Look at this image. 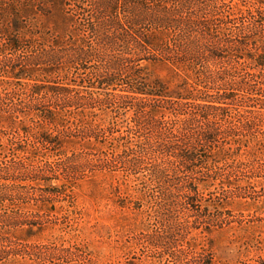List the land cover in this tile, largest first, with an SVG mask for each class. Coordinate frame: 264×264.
<instances>
[{
  "label": "trees",
  "instance_id": "obj_1",
  "mask_svg": "<svg viewBox=\"0 0 264 264\" xmlns=\"http://www.w3.org/2000/svg\"><path fill=\"white\" fill-rule=\"evenodd\" d=\"M263 12L264 0H0V133L11 130V153L0 158V264L48 259L34 249L55 246L26 234L65 192L52 181L78 168L139 180L131 201L157 218L150 242H177L168 255L211 264L194 242L227 223L219 194L234 193L239 169L228 145L246 113H264V98L251 92L264 69ZM145 61L168 64L192 87L172 95L147 80ZM116 117L128 139L108 155L90 138L112 131ZM77 138L87 141L67 154ZM44 151L54 159L39 158ZM85 156L90 166L77 163ZM211 184L216 194L204 192Z\"/></svg>",
  "mask_w": 264,
  "mask_h": 264
},
{
  "label": "rangeland",
  "instance_id": "obj_2",
  "mask_svg": "<svg viewBox=\"0 0 264 264\" xmlns=\"http://www.w3.org/2000/svg\"><path fill=\"white\" fill-rule=\"evenodd\" d=\"M238 6L241 9L247 6L252 8L246 3L245 6ZM262 18L264 21V12ZM258 45L264 51V35ZM142 63L147 71V80L164 83L172 95L185 94L192 87V79L183 84V73H175L168 64L152 61ZM252 78L255 86L251 91L252 96L264 98V69L255 71ZM196 92L193 89L192 96ZM237 109L242 111V108ZM259 112H264V109ZM245 117L249 119L248 125L237 128L228 145L232 164L239 165L238 171L230 176V187L234 193L230 196L228 193L219 194V200L223 199L227 209L224 213L227 223L209 234L199 236L194 242L197 249L208 250L212 256L211 264H264V113H246ZM108 121H111L109 115L103 117L104 126L112 125ZM115 121L110 129L112 131L99 133L97 139L90 138L95 149L108 155L118 150L120 143L128 137L125 120L117 118ZM10 131L0 133L2 145L6 146L9 141ZM133 132L136 133L132 130L131 136H134ZM121 134L124 139L117 137ZM85 141L87 139L77 138L79 144L65 146L67 154L79 150L80 143ZM5 146L0 149V158H6L11 153ZM43 154L38 157L48 160L55 157L49 152L45 154V151ZM90 157L94 155H89L88 159ZM88 159L85 156L83 160L76 161L81 164L88 162ZM78 169L71 177L60 173L59 179L52 181L63 183L65 192L53 202V206L47 204L48 209L42 207V210H38L42 213L43 222L38 228L33 227L34 233L29 236L26 234L30 244L55 246L52 250L34 249L46 255L47 250L50 253L43 264L195 263L197 259L190 252H184L179 257L178 254L176 257L168 255V251H173L172 246L178 245L177 242L166 247L150 242V235L158 226L157 218L146 205L141 209H133L134 202L131 201L137 195L135 189L139 187V180H133L120 170ZM116 185H119V190ZM218 189L219 186L211 184L203 190L216 194ZM20 236L25 237L23 233Z\"/></svg>",
  "mask_w": 264,
  "mask_h": 264
}]
</instances>
